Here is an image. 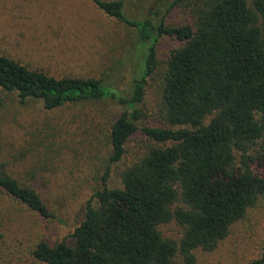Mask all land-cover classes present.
Masks as SVG:
<instances>
[{
	"label": "trees",
	"instance_id": "trees-1",
	"mask_svg": "<svg viewBox=\"0 0 264 264\" xmlns=\"http://www.w3.org/2000/svg\"><path fill=\"white\" fill-rule=\"evenodd\" d=\"M89 1L133 31L137 66L127 93L101 79L54 77L1 53L0 90L14 94L19 103L39 101L47 111L90 102L120 109L109 128L104 183L136 133L164 146L126 167L118 187L105 184L91 195L71 234L73 246L40 242L32 257L43 264H179V256L193 264L195 250L212 252L264 194V178L249 168L256 158L264 161V0L250 5L246 0H204L192 23L176 27L164 23L158 9L133 20L124 13L125 0ZM187 2L171 0L166 12ZM163 36L183 45L165 63L160 93L164 125L148 127L141 124L142 104ZM255 148L253 158L249 153ZM212 175L222 179L219 185L208 183ZM0 191L40 217L55 219L34 189L4 171ZM173 221L183 231L178 242L158 231ZM254 264H264V246Z\"/></svg>",
	"mask_w": 264,
	"mask_h": 264
},
{
	"label": "rangeland",
	"instance_id": "rangeland-1",
	"mask_svg": "<svg viewBox=\"0 0 264 264\" xmlns=\"http://www.w3.org/2000/svg\"><path fill=\"white\" fill-rule=\"evenodd\" d=\"M203 2L188 0L166 12L171 0H125L124 13L140 20L158 9L167 25L185 26L192 23ZM132 39L130 27L108 17L89 0H0V53L54 77L101 79L125 95L137 66ZM182 45L173 37L159 40L158 65L148 79L142 104V125H164L160 93L165 63L171 51ZM120 113L107 102L67 104L47 111L39 101L19 103L14 94L0 90V170L34 189L55 216L44 219L0 191V264H43L32 257L40 242L54 246L65 241L73 246L71 234L82 221L91 195L105 184L118 187L126 167L149 150L164 146L136 133L123 159L111 166V177L102 182L108 165L109 128ZM255 150L249 153L253 158ZM249 168L264 178V161L256 158ZM221 181L212 175L208 183L216 186ZM158 231L175 242L183 232L174 221L160 225ZM263 246L264 194L212 252L195 250L193 264H254ZM176 260L184 264L179 256Z\"/></svg>",
	"mask_w": 264,
	"mask_h": 264
}]
</instances>
